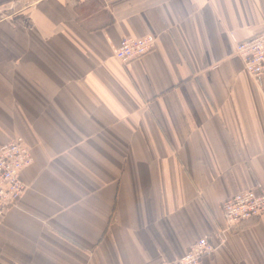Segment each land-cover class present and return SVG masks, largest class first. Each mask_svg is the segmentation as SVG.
<instances>
[{
	"label": "crops",
	"instance_id": "obj_1",
	"mask_svg": "<svg viewBox=\"0 0 264 264\" xmlns=\"http://www.w3.org/2000/svg\"><path fill=\"white\" fill-rule=\"evenodd\" d=\"M3 14L21 23L0 22V145L22 138L33 162L0 264H170L200 239L216 247L200 264H264V216L223 235L221 211L264 195V74L234 55L264 31V0H0ZM147 36L151 52L117 61Z\"/></svg>",
	"mask_w": 264,
	"mask_h": 264
},
{
	"label": "built area",
	"instance_id": "obj_2",
	"mask_svg": "<svg viewBox=\"0 0 264 264\" xmlns=\"http://www.w3.org/2000/svg\"><path fill=\"white\" fill-rule=\"evenodd\" d=\"M155 47L151 36L141 39H123L115 52V58L122 65L140 59ZM234 55L242 60L245 71L255 82L264 74V31L250 40L236 42ZM33 162L32 156L22 138H14L0 145V221L8 211L21 200L25 186L21 180L22 171ZM225 235L243 223L264 216V195L260 188L238 193L221 203ZM216 250L206 239L198 240L177 261L170 264H200Z\"/></svg>",
	"mask_w": 264,
	"mask_h": 264
},
{
	"label": "rangeland",
	"instance_id": "obj_3",
	"mask_svg": "<svg viewBox=\"0 0 264 264\" xmlns=\"http://www.w3.org/2000/svg\"><path fill=\"white\" fill-rule=\"evenodd\" d=\"M36 2H30V6L34 5ZM29 4V3H28ZM16 8L20 9L19 7V3H16ZM16 13V11H15ZM4 21V22H10V23H14V24H20V17H16L15 14L12 16L10 14H3L0 15V22Z\"/></svg>",
	"mask_w": 264,
	"mask_h": 264
}]
</instances>
